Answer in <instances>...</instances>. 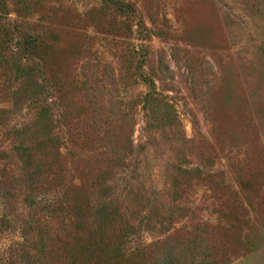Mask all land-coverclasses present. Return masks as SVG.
Wrapping results in <instances>:
<instances>
[{
  "label": "rangeland",
  "instance_id": "obj_1",
  "mask_svg": "<svg viewBox=\"0 0 264 264\" xmlns=\"http://www.w3.org/2000/svg\"><path fill=\"white\" fill-rule=\"evenodd\" d=\"M0 9V264H264V0Z\"/></svg>",
  "mask_w": 264,
  "mask_h": 264
},
{
  "label": "trees",
  "instance_id": "obj_2",
  "mask_svg": "<svg viewBox=\"0 0 264 264\" xmlns=\"http://www.w3.org/2000/svg\"><path fill=\"white\" fill-rule=\"evenodd\" d=\"M0 1H2V0H0ZM2 16H3V12L0 9V18ZM20 33H21V31H20ZM24 34L21 33V39H17V41H16L17 42L16 43L17 44V48H18L17 50L23 56H26V57L30 58V55L34 53V47H32L30 45V42H32L31 44H33V42L35 41V39L32 38V37L29 38L28 36H24Z\"/></svg>",
  "mask_w": 264,
  "mask_h": 264
}]
</instances>
